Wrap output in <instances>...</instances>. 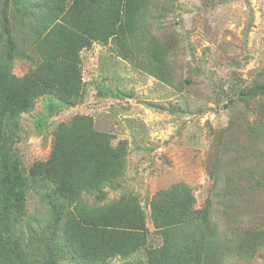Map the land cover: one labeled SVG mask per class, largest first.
Returning <instances> with one entry per match:
<instances>
[{
  "label": "trees",
  "instance_id": "obj_1",
  "mask_svg": "<svg viewBox=\"0 0 264 264\" xmlns=\"http://www.w3.org/2000/svg\"><path fill=\"white\" fill-rule=\"evenodd\" d=\"M154 1L0 0V264H108L117 258L119 264H223L231 253L264 248V230L233 232L229 238L218 225V218L238 219L234 213L243 199L264 196V167L255 158L244 171L221 165L224 180L214 162L212 189L201 207L182 182L155 192L147 208L158 246L149 244L146 209L136 195L125 192L106 203L108 189H122L129 148L126 140L114 143V135L96 130L91 116L57 123L48 158L23 164L16 146L22 115L42 98L46 114L35 116L41 127L81 104L87 94L81 52L94 44L115 46L119 57L176 87L167 62L171 43L146 33L151 14L159 21L167 11ZM15 60L30 66L20 77L13 73ZM234 95L225 96L231 109L264 100V78L238 86ZM254 124L260 134L252 140L264 135V119ZM229 127L226 153L237 152V143L241 152L233 135L242 126L234 129L232 120ZM30 192L46 208L45 218L28 216Z\"/></svg>",
  "mask_w": 264,
  "mask_h": 264
},
{
  "label": "rangeland",
  "instance_id": "obj_2",
  "mask_svg": "<svg viewBox=\"0 0 264 264\" xmlns=\"http://www.w3.org/2000/svg\"><path fill=\"white\" fill-rule=\"evenodd\" d=\"M157 3L167 11L159 21L156 13L151 14L146 33L171 43L167 62L176 87L119 57L115 46L94 44L81 52L85 100L37 127L36 114H46L43 99H38L34 111L22 115L16 139L26 167L48 158L55 125L74 115L91 116L96 130L116 137L114 143L126 140L127 174L122 189L107 190L106 203L125 192L136 195L146 209L149 244L153 246L160 240L153 233L147 205L155 192L182 182L192 189L196 207H201L212 189L214 162L220 170L224 166L227 171H244L255 158L264 167V135L252 140L254 134H260L254 121L264 119V100H254L249 108L231 109L225 97L233 93L235 98L238 86L264 78V0H155L154 5ZM133 56L148 58L145 53ZM29 68L27 61L15 60L13 73L20 77ZM232 120L234 129L242 126L233 135L243 146L239 152L237 143L239 153H226L224 141ZM221 179H226L224 170ZM211 194L215 203V191ZM250 197L253 199H243L234 213L236 221L218 218L222 236L264 230L260 223L264 221V196ZM84 199L93 203L91 196ZM27 214L30 219L46 217V208L33 192L27 200ZM119 263L117 258L108 264ZM59 264L68 263L60 260ZM223 264H264V248L250 255L240 250L231 253Z\"/></svg>",
  "mask_w": 264,
  "mask_h": 264
}]
</instances>
